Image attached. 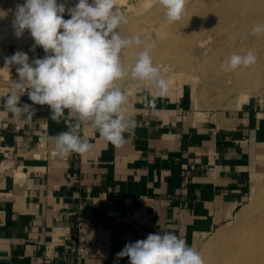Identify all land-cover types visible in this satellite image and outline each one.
<instances>
[{"label": "crops", "instance_id": "obj_1", "mask_svg": "<svg viewBox=\"0 0 264 264\" xmlns=\"http://www.w3.org/2000/svg\"><path fill=\"white\" fill-rule=\"evenodd\" d=\"M15 41L3 44V60L16 51L30 61L44 56L39 46L31 50L27 30ZM16 80V67L0 73V264H103L69 256L79 220L115 224L111 264H129L116 253L149 233L171 232L194 248L247 201L251 161L264 145L258 104L220 122L196 119L185 85L156 98L154 107L143 97L155 93L124 92L135 134L125 133L115 147L82 124L91 149L60 157L45 138L68 131L74 120L65 110L53 121L47 105H33L31 120L14 117L3 97ZM20 104H32L26 93Z\"/></svg>", "mask_w": 264, "mask_h": 264}, {"label": "clouds", "instance_id": "obj_2", "mask_svg": "<svg viewBox=\"0 0 264 264\" xmlns=\"http://www.w3.org/2000/svg\"><path fill=\"white\" fill-rule=\"evenodd\" d=\"M164 10L169 23L183 18L187 0H155ZM70 18L65 19L64 14ZM128 18L117 0H78L67 8L57 0H25L17 4L13 28L17 38L27 30L34 40L32 51L39 46L44 56L30 61L29 55L16 51L5 58V66H18V80L3 97L4 107L14 117L31 120L33 105H47L53 121L60 122L65 110L73 117L68 131L45 139L54 144L60 157L70 153L85 154L91 144L80 135L82 124L90 123L100 137L115 147L135 134V119L126 116L127 96L118 81L131 76L135 81L156 88L154 95L143 101L155 106L164 96L168 84L155 66L151 50L154 41L133 35L125 38L120 32ZM250 35H264V23L254 24ZM137 47L130 65L122 63L124 50ZM257 61L256 53H233L223 64L224 71L249 67ZM27 94L32 104H20ZM117 259L128 257L129 264H204L199 251L171 233H149L145 239L128 242L116 253Z\"/></svg>", "mask_w": 264, "mask_h": 264}, {"label": "rangeland", "instance_id": "obj_3", "mask_svg": "<svg viewBox=\"0 0 264 264\" xmlns=\"http://www.w3.org/2000/svg\"><path fill=\"white\" fill-rule=\"evenodd\" d=\"M224 1L187 0L183 18L178 22L169 23L165 19L164 10L155 0L152 1L153 4L149 3L150 6L146 5L143 0H117L119 7L125 11L128 22L135 23L134 25H131V23L121 25L120 32L122 36L128 38L139 34L141 38L147 37L148 41L151 40L156 43L157 48L155 46L151 50L154 65L156 66L159 62L173 63L171 71L164 72L161 70V75L168 84L167 93H178L185 85L187 98L192 105V114L196 116V119L213 116L221 122L222 119L226 120V117L231 114L244 111L246 106L251 104H258V108L261 107L264 110V35L258 37L250 35L254 24L264 23V19H257L258 12H264V1L250 0L255 1L256 4L254 5L253 18L250 20L251 26L245 22H235L233 25L228 26L227 17L230 15L217 11V5ZM24 2L25 0H0V27L2 26L0 28V55L3 44L16 42L13 28L14 13L16 5ZM77 2L78 0H57V3H64L66 9L71 8ZM203 8H205L204 10L210 9V17H207L209 22L200 24V28H195L194 25L201 23L202 16L200 17L198 13ZM237 10L234 9L232 12ZM65 16H68L67 11L64 14ZM7 22L11 24L5 27ZM160 24L161 27H159ZM163 24L165 25L162 26ZM146 30L149 32H146ZM142 31L145 32L142 33ZM158 35L160 36L158 37ZM209 35V42L203 44L201 39L206 36V38H209ZM158 40H160V43ZM162 40H164L163 43ZM133 48L123 51V64H126L128 55L135 50ZM248 50H253L256 53L257 61L255 64L246 68L241 67L235 71H224L222 69V64L233 53L243 55ZM0 62H5V60L0 57ZM13 67L17 68L18 66ZM13 67L8 68L3 73L9 76ZM117 83L122 91L127 93H134L137 90L153 93L157 91L150 84L133 80L130 74ZM260 148L261 152L256 153L251 161L249 197L244 205L252 202L254 192L264 183L262 181L264 177V145ZM236 222L235 215L231 221L218 226L194 247L203 259L209 255L212 248L211 240L216 236L220 227L233 226Z\"/></svg>", "mask_w": 264, "mask_h": 264}, {"label": "bare ground", "instance_id": "obj_4", "mask_svg": "<svg viewBox=\"0 0 264 264\" xmlns=\"http://www.w3.org/2000/svg\"><path fill=\"white\" fill-rule=\"evenodd\" d=\"M143 1H145L144 3H146V5H149V3L153 4V2H152L153 0H143ZM254 5H256L255 1H250V0H247V1L246 0H225L221 4L217 5L218 6L217 11H219L221 13H227L230 15L227 17L228 18V21H227L228 26L233 25L235 22L236 23L245 22L246 24L251 26L250 20L253 18V10L255 9ZM74 6H72V7H74ZM149 6H147V7H149ZM204 9L205 8H203L202 10H204ZM234 9H238V10L235 12H232V10H234ZM202 10L198 13V15L200 17L202 16L201 23L199 22L198 24L194 25L195 28H200V24L202 25V24H205V22L206 23L209 22V19H207V17L208 18L210 17V15H209L210 9L204 10V11H202ZM142 11H144V10L142 9ZM259 18L264 19V12H258V18L257 19H259ZM130 23H131V25L135 24L132 21H130ZM130 23L128 22V25ZM10 24H11L10 22H7L5 27H7ZM154 24H156V23H154ZM164 25L165 24H163L162 26H164ZM159 27H161V24ZM5 29H3V30L5 31ZM147 30H146V32H149ZM143 32H145V31H142V33ZM175 33H179V32H175ZM149 35H150V33H149ZM159 36L160 35H158V37ZM161 36H162V34H161ZM206 37L204 39L202 38L203 40L201 39L203 44L208 43L210 40V35H209V38H206ZM150 39H152V38L150 37ZM164 40H162L161 42L163 43ZM159 41L160 40H158V42ZM167 45H170V44H167ZM134 48H135V50L132 51L128 55L127 62L125 64L126 66L132 64L133 61L135 60L136 54L139 51L143 50V49L137 48V47H134ZM156 48H157V46H156ZM172 64H171V62L170 63L169 62H159L156 66L159 67L160 71L162 70L164 72H168V71H171V69H173ZM13 66H15V65H12L10 67H13ZM10 67L5 66V62H0V73L5 72V70H7ZM164 72H163V74H164ZM182 73H180V74H182ZM183 75H184V73H183ZM257 176H259V175H257ZM261 176H263V175H261ZM263 179H264V177L262 178V181H264ZM258 182H260V181H258ZM254 193L255 194L252 198L253 199L252 202L248 205H247V203L245 205H243L239 209V211L236 213L237 222L235 224H233V226L227 225L226 227H222V228L220 227V229L216 233V236L214 237L215 240H214V238H212V240H211L212 248L210 249L209 255L206 256V258L204 259V264H264V183L262 184V186H260V188L258 187V189Z\"/></svg>", "mask_w": 264, "mask_h": 264}, {"label": "built area", "instance_id": "obj_5", "mask_svg": "<svg viewBox=\"0 0 264 264\" xmlns=\"http://www.w3.org/2000/svg\"><path fill=\"white\" fill-rule=\"evenodd\" d=\"M66 116L73 119L68 112ZM114 229L112 222L79 220L72 229L69 256L78 262L92 258L111 264L116 244Z\"/></svg>", "mask_w": 264, "mask_h": 264}]
</instances>
